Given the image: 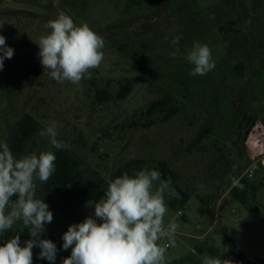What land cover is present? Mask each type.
I'll use <instances>...</instances> for the list:
<instances>
[{"label": "rangeland", "instance_id": "obj_1", "mask_svg": "<svg viewBox=\"0 0 264 264\" xmlns=\"http://www.w3.org/2000/svg\"><path fill=\"white\" fill-rule=\"evenodd\" d=\"M60 12L105 41L102 63L79 84L57 83L39 61L34 41ZM0 35L14 49L0 70V142L12 150L18 122L31 115L36 132L13 153L58 151L38 135L56 121L57 139L89 185L109 183L110 173L128 161L143 160L145 168L165 161L177 174L165 193V226L174 222L180 235L164 264H202L205 255L231 259L236 251L264 264V221L229 198L232 179L245 177L258 160L260 170L248 179L261 185L264 206V0H0ZM176 35L182 39L173 58ZM196 41L209 46L215 62L203 76L190 75L193 65L183 58ZM32 65L42 74L26 85L22 76ZM126 83L130 93L118 100ZM157 101L165 104L149 114ZM249 117L255 123L245 135ZM36 183L37 198L54 217L41 237L59 240L69 225L94 214L87 203L71 220L58 206L68 192L47 200L44 183ZM182 198L184 208L168 207ZM13 227L23 245L28 229L21 222ZM224 232L235 249L223 246ZM39 252L33 248V264Z\"/></svg>", "mask_w": 264, "mask_h": 264}, {"label": "clouds", "instance_id": "obj_2", "mask_svg": "<svg viewBox=\"0 0 264 264\" xmlns=\"http://www.w3.org/2000/svg\"><path fill=\"white\" fill-rule=\"evenodd\" d=\"M50 31L34 41L43 70L57 83L79 84L90 78V70L104 59L105 41L87 23L77 25L67 14L60 12L45 25ZM167 39V38H166ZM176 35L171 44L179 53ZM14 49L7 46L0 35V70L4 60L11 59ZM193 65L192 76H203L215 67L208 45L194 42L183 57ZM46 137L52 148L64 150L68 145L57 139V122H50L38 132ZM53 151L31 152L17 156L7 142H0V237L21 222L30 238L21 244L16 234L0 243V264H33V248L40 249L39 259L55 264L57 246L50 239L41 238L46 224L54 217L49 205L36 196L38 180L47 183L56 171ZM161 173L144 168L130 175L124 172L112 179L103 196L93 204L94 214L82 222L69 225L62 235L63 250L71 249L62 264H164L167 248L175 244L177 225L164 217L168 211L165 193L171 179L161 180ZM157 182H159L157 184ZM233 187L244 185L233 179ZM177 196L179 193H175ZM15 197V199H13ZM23 231V230H22ZM167 237V244H160ZM202 264H235L230 259L205 255Z\"/></svg>", "mask_w": 264, "mask_h": 264}, {"label": "trees", "instance_id": "obj_3", "mask_svg": "<svg viewBox=\"0 0 264 264\" xmlns=\"http://www.w3.org/2000/svg\"><path fill=\"white\" fill-rule=\"evenodd\" d=\"M41 74L42 68L39 65H32L23 73V83L26 85H32L39 81ZM129 93L130 85L126 83L118 89L116 98L118 100H123L128 96ZM164 104L165 103L163 101H157L151 104L147 111L150 114L151 112L162 108ZM242 117H245L244 113L242 114ZM245 123L248 126V129L245 133V135H247L250 128H252L253 124L255 123V118L249 117L246 119ZM35 132L36 120L31 115H25L17 124V129L15 131L13 142L11 144L12 151L14 153L20 152L21 147L25 142L29 141L34 136ZM54 153L57 157L56 171L49 179V181L47 183H44L46 199L50 200L51 195L54 192L61 195L62 193L67 191L68 194L66 198L61 202H58V206L65 212L68 218H70L71 220H76V212L87 203L97 202L103 196L108 183H106L104 179H101L99 182L94 183L93 185H89L88 182L83 179L82 175L76 171L75 163L67 149L58 150ZM144 166L145 162L143 160L128 161L111 172L109 180L111 181L112 179L122 175L124 172H128L130 175H132L135 171L144 169ZM146 168L149 170L155 169L159 171L161 173V180H168L170 178L171 185L177 184V174H175V172L169 167L167 162L160 161L156 164V166L148 165ZM238 180L241 184L244 185V188L243 190H241L237 187H233V184H231L229 190V198L245 206L247 211L264 221V206L258 201L261 185L251 182L246 177H241ZM86 186L92 187L88 188ZM13 199H15V197ZM186 201V198H182L176 202H168V207L171 209L176 207L182 209L184 208ZM252 201L255 202L256 205L251 204ZM16 234H18V230L13 227L5 234L4 237H0V243H2L3 240L11 238ZM41 238L52 240L56 244L57 249L59 247H62V237L59 240H57L54 236H45ZM222 244L228 249L236 248L235 244L228 237L226 232H224L222 235ZM70 254L71 252L69 250H58L55 261H59L60 264H62L63 259L65 257H68ZM230 260L234 261L235 264H254L251 260L246 258L243 253L233 254ZM38 261V264H48V262L44 259H39Z\"/></svg>", "mask_w": 264, "mask_h": 264}, {"label": "built area", "instance_id": "obj_4", "mask_svg": "<svg viewBox=\"0 0 264 264\" xmlns=\"http://www.w3.org/2000/svg\"><path fill=\"white\" fill-rule=\"evenodd\" d=\"M260 170V165L258 160H253L249 166L247 167V169L244 172V176L246 178H251L253 177L258 171ZM179 214V213H178ZM198 229V227H197ZM210 230H208L206 233H204L203 235L197 236L198 238H202L204 236H206V234H208ZM175 235H180V233H178L177 231L174 234V238H177V236ZM160 244H167L168 243V238L164 237L161 239V241L159 242ZM170 247H168L167 249H169ZM235 254H238V252L236 251Z\"/></svg>", "mask_w": 264, "mask_h": 264}, {"label": "flooded vegetation", "instance_id": "obj_5", "mask_svg": "<svg viewBox=\"0 0 264 264\" xmlns=\"http://www.w3.org/2000/svg\"><path fill=\"white\" fill-rule=\"evenodd\" d=\"M6 29H8V28H4V29H2V32H3V31L5 32V31H6Z\"/></svg>", "mask_w": 264, "mask_h": 264}]
</instances>
